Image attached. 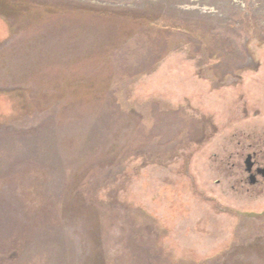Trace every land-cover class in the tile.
I'll list each match as a JSON object with an SVG mask.
<instances>
[{
    "label": "rangeland",
    "instance_id": "obj_1",
    "mask_svg": "<svg viewBox=\"0 0 264 264\" xmlns=\"http://www.w3.org/2000/svg\"><path fill=\"white\" fill-rule=\"evenodd\" d=\"M249 154L264 0H0V264H264Z\"/></svg>",
    "mask_w": 264,
    "mask_h": 264
},
{
    "label": "trees",
    "instance_id": "obj_2",
    "mask_svg": "<svg viewBox=\"0 0 264 264\" xmlns=\"http://www.w3.org/2000/svg\"><path fill=\"white\" fill-rule=\"evenodd\" d=\"M99 204H101V205H103V202H101V203H99ZM236 240H237V238H236ZM235 242H237V241H235ZM234 242V243H235ZM232 250H234V248L232 249V248H230V249H228V250H226V251H224V252H222V253H219V254H216L214 257H213V259L214 260H217V261H221L222 260V258H225V256L230 252V251H232ZM159 259H162V260H166V261H168V262H170L171 264H176V263H174V260L172 259V257H164V256H161V257H159ZM169 259V260H168ZM172 260V261H171ZM159 261V260H158ZM177 261H180V262H184V263H186V264H204L205 262H208L209 261V259L208 260H201V261H197V260H195V259H192V258H186V259H181V260H177ZM216 261V262H217ZM217 264H218V262H217ZM220 264V263H219Z\"/></svg>",
    "mask_w": 264,
    "mask_h": 264
},
{
    "label": "flooded vegetation",
    "instance_id": "obj_3",
    "mask_svg": "<svg viewBox=\"0 0 264 264\" xmlns=\"http://www.w3.org/2000/svg\"><path fill=\"white\" fill-rule=\"evenodd\" d=\"M253 162H254V167L252 170V174L256 176V183L253 185H257L259 184L261 181H264V177H262L261 173H259V170H262L264 168V162H260L257 160L256 154H253ZM245 171H246V167H245ZM247 173V171H246ZM251 174L247 173V180L249 182L250 185L251 184Z\"/></svg>",
    "mask_w": 264,
    "mask_h": 264
},
{
    "label": "water",
    "instance_id": "obj_4",
    "mask_svg": "<svg viewBox=\"0 0 264 264\" xmlns=\"http://www.w3.org/2000/svg\"><path fill=\"white\" fill-rule=\"evenodd\" d=\"M253 156V154H249L245 160L246 171L248 174H251L250 177L252 185L256 183V176L252 174V170L254 167ZM259 173H261L262 177H264V168L262 170H259Z\"/></svg>",
    "mask_w": 264,
    "mask_h": 264
}]
</instances>
